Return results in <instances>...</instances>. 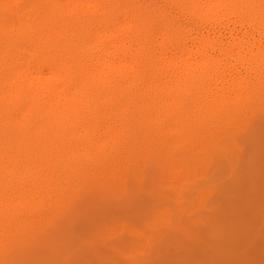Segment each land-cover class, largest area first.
<instances>
[{
  "label": "bare ground",
  "instance_id": "bare-ground-1",
  "mask_svg": "<svg viewBox=\"0 0 264 264\" xmlns=\"http://www.w3.org/2000/svg\"><path fill=\"white\" fill-rule=\"evenodd\" d=\"M261 153L264 0H0V264H264Z\"/></svg>",
  "mask_w": 264,
  "mask_h": 264
},
{
  "label": "rangeland",
  "instance_id": "rangeland-1",
  "mask_svg": "<svg viewBox=\"0 0 264 264\" xmlns=\"http://www.w3.org/2000/svg\"><path fill=\"white\" fill-rule=\"evenodd\" d=\"M257 158L264 159V153H261L260 157L258 156ZM185 240L186 239L184 237V243H185ZM166 243L167 242L165 241L162 245H166ZM169 248L167 249L165 248V249H162L161 251H158L153 256V263L154 264H176L177 262H179L182 256V252H181L182 249H180L178 246H175V245ZM184 250H185V247H184Z\"/></svg>",
  "mask_w": 264,
  "mask_h": 264
}]
</instances>
